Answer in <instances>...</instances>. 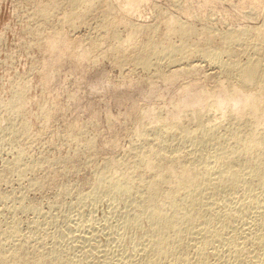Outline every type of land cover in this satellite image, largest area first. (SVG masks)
Masks as SVG:
<instances>
[{
    "label": "bare ground",
    "instance_id": "obj_1",
    "mask_svg": "<svg viewBox=\"0 0 264 264\" xmlns=\"http://www.w3.org/2000/svg\"><path fill=\"white\" fill-rule=\"evenodd\" d=\"M115 1L116 4L118 0ZM141 1L144 0H125V6L119 7L124 13L117 18L118 7L112 0H51L49 3L36 0L33 16L40 23L34 24L38 27L33 29L41 43L37 46H45L50 53L56 51L68 44L64 25L74 29L78 23L83 26L86 20V26L92 21L87 17L97 16L94 36L87 32L88 37H80L75 47L69 43L78 59H89L101 50L103 56L110 57L120 68L130 64L144 70L143 79L152 86L160 80L169 84L179 77H198L205 63L214 70L215 88L201 86L199 80H187L182 82L181 89L178 85L181 96L178 104L172 105L174 116L163 115L162 106L151 107L155 126L141 119L135 122L126 152L106 157L94 166L90 188L78 191L65 213H61L62 222L56 220L57 216L51 217V212L30 203L26 189L17 198L12 197L13 193L2 194L0 264H264V20L259 25L245 24L218 31L206 22L201 29L196 28L193 21L190 23L169 12L159 16L158 10L160 22L142 25L132 21L129 14L137 12ZM62 3L66 9L62 18L59 17L60 26L55 27L57 23L53 22L51 27L53 9ZM118 23L128 28L126 37L122 36ZM161 23L163 37H160ZM215 90L220 92L217 97ZM23 92L24 88L19 87L3 104L9 113H5L3 124L0 120V147L7 142L14 144L13 139L26 130L25 114L20 127L11 117L28 106L24 105ZM231 101L239 111L228 105ZM42 106L44 109V101ZM44 114L48 119L51 117L49 110H44ZM47 118L39 125L42 130L43 123L48 125ZM83 130L77 133L71 128L67 138L72 142L78 140ZM27 131L30 132L28 128ZM30 136L29 139L34 134ZM82 143L88 151L94 149L92 139ZM22 152L19 150L12 160L3 161L0 180L7 172L21 177L26 172L48 169V174L33 178L28 185V189L39 190L51 178L52 164L38 160L26 162ZM101 201L109 202V211L98 220L94 208ZM5 211L13 216L8 218ZM19 211H31L34 215L29 223L24 219L28 223L26 231L25 224H21L23 219L19 221L16 217ZM41 229L46 232L45 237L39 236Z\"/></svg>",
    "mask_w": 264,
    "mask_h": 264
},
{
    "label": "rangeland",
    "instance_id": "obj_2",
    "mask_svg": "<svg viewBox=\"0 0 264 264\" xmlns=\"http://www.w3.org/2000/svg\"><path fill=\"white\" fill-rule=\"evenodd\" d=\"M33 1L35 4L32 3ZM39 1L40 0H37L38 3H40ZM42 1L43 0H41V2ZM113 1L115 0H112V2ZM37 2L36 0H0V116L2 117L0 120H5V113L6 115L9 113L3 104L8 102L10 97L14 96L13 93H15L19 87H23L25 92L23 98L25 101L24 105L28 106H23L24 111L22 110L23 112L19 113L20 115L22 114L21 116L17 114V116L14 115L17 118L14 116L11 117H13L16 124L19 123L17 126L19 125L20 127L25 122L23 126H27L26 130L27 128L30 130V132L27 131L29 134L26 132V130L23 132L24 134L20 132L16 138L13 139L14 141L12 140L14 144L11 143L12 145H7V142L3 144L4 146L1 145L2 147H0V150H2L0 152V168L3 167V161L12 160L17 155L16 152H19V150L22 152L24 149L22 152L24 161L30 162L38 160L51 163L52 176L41 189L37 190L35 188L28 189L30 181L36 177H43L42 175L45 173L48 174V169L46 170L43 168L32 172H26L21 177L17 175V173L7 172L8 174H6V176L0 180V196L9 192L13 193V198H17L21 196V191L26 189L27 200L30 203L40 207L42 211H48V213L51 212L49 213L50 216L53 218L57 216L56 220H59L58 222H60L64 216L62 214L65 213L64 211L67 209V206H69L70 202L77 196L78 191H86L90 188L92 183V170L94 166L100 163L101 160H104L106 157L121 156L124 154L123 151L126 152L125 149L127 150V147L130 145L132 139L131 137L133 134L132 131L134 124L138 119L143 120L145 123L148 122L147 124L150 123L151 125L149 126H155L154 122L152 121L153 114L150 111V108L155 106L158 109L160 106L164 107L165 111H163L164 109L160 107L163 115L174 116L175 112L171 114L172 110H174L172 105L173 103L178 104L181 96L178 85H180L179 88L181 89V86L187 80H199L198 83H200L201 86L206 88H215V77L214 70L210 69L205 63H203L204 66L202 65V69L199 71L201 74L199 75L200 77L198 76L199 78L196 76H192L193 79L191 76H189V78L188 76L183 78L179 77L178 79L174 80V82L169 84L168 82L166 83L165 81L160 80L157 84L152 86L149 82L143 79L146 77V72H144V70L140 68H133L132 65L130 66V64L129 67L126 65L122 67L124 70H121L122 68H120L118 65L116 66L110 57L106 58L105 55L103 56V52H101V50H98L99 53L101 52L100 56H98L99 53L97 51L94 52H97L96 54L93 53L95 57L92 54L91 57L94 60H92L91 57L86 59L87 61L85 59H78L75 55H73L74 52L72 53V51H74L73 49H75V44L79 41L80 37L81 39L86 37L89 32V36H94L93 34H95V30L93 27L97 24V16H95L96 22L93 16L87 17V20H89V18L92 20L91 22L87 21L90 26L93 24L92 28L87 23L85 26L86 20L84 21L83 26H81L80 23L76 25L77 28L81 27L79 30L73 26L74 29L76 28V31L69 24H67L68 27L67 25H64L63 30L69 35L68 36L66 34L68 38V44H65L67 47L65 44H63L59 49L51 52L53 53L51 54L49 50L48 52L45 50V46L41 45L42 47L40 48L43 50L42 51L38 47L41 43H39L37 38L38 36H36L37 33L34 30L38 27L35 25H39L40 23L39 19H37L38 17L36 16L35 18L33 16V14L35 15L36 12ZM44 2H47V0H44ZM49 2H51V0H48V3ZM30 3L33 4L32 7ZM119 3L122 5H119ZM177 3H179V5H175ZM63 4L64 3L53 9L54 12L53 16H51L50 22L52 26L49 24V26L45 28V34L47 33V29L50 28V26H60L59 21L64 14H62V12H65L64 9H66L65 4L64 6ZM125 4V0L123 2L122 0H118L116 2L115 5L118 7V16L116 15L117 18L122 17L124 11H121V9L123 8V5L125 6ZM56 8L60 9L55 11ZM138 8V13L135 12L136 14H129L131 15L130 18L132 21L142 25L155 24L157 21H159V16L163 15L164 12V15L172 13V15H176L182 20L186 19L185 21L188 22L191 20L193 21L194 25H197L195 26L196 28L200 27L199 29H201L207 23L206 25H211V28L214 27L213 29L218 31H225L228 30V28L237 29L238 27L245 26V24L259 25L262 23V20H264V0H144L139 3ZM119 10L121 11L120 14L118 13ZM158 10L162 13H159V16ZM31 11L34 13H31ZM129 14L124 15L130 16ZM31 16H33L35 19L33 17L32 18L34 20L30 19ZM54 17H57V19ZM53 18L54 20L52 21ZM34 22H37L38 24ZM53 22L57 24L53 26ZM31 23H33V27ZM117 25H120V23ZM160 26V28H162L160 29V37H163V23H161ZM89 27L91 29H89ZM120 27L118 26L121 34H123L122 36L126 37L128 28L125 27L124 24L121 28ZM32 29L35 32L32 31ZM30 33L33 36H31ZM35 38H37V40ZM69 38H72L73 42ZM175 38L177 39V37H173L172 39L175 40ZM193 38L195 40L199 39V37ZM69 43L74 47H71ZM63 50H65V52ZM44 52L47 53L44 55ZM35 62H37L36 64L39 63L40 65L38 64L36 66V64H34ZM41 63L43 64L41 65ZM33 64L35 66H33ZM31 66L32 68L35 67L33 68V71L34 69L38 68L40 70L38 69L33 72L31 71ZM130 69H133L134 71L136 69V71L133 73V70ZM38 71L42 72L38 73ZM204 71L206 73H204ZM211 71L213 73H211ZM25 73L29 74L30 77L27 74L24 76ZM17 76L19 78H17ZM20 76H22V78H20ZM42 76L45 77L42 78ZM16 78L17 83L20 84H17L14 81ZM41 82L43 86H41ZM15 83L18 86L15 85ZM25 83L27 85H24ZM28 86L30 87V90L28 89ZM40 91L42 92L41 94ZM219 94L220 92L215 90L214 96L217 97ZM43 101L45 106L47 105L49 109L45 106L43 109ZM50 105L52 107L55 106V109L50 107ZM228 105H231L237 111L240 110V108H236V105L233 104V101L228 102ZM41 109L43 112H41ZM44 110H49L52 118L49 117L48 119L44 114ZM55 111L56 114H54ZM40 112L42 114H40ZM24 114L25 119L23 122L22 119ZM18 118L20 119L18 120ZM46 118L48 125L46 124L45 126V123H43L42 130L40 126L42 125L41 123L43 121L46 122ZM4 122L2 121L1 123L3 124ZM72 125L78 126L79 130L84 129L83 134H81L82 132L79 133L80 138L78 140H74L73 142L70 141L71 139L69 136V139L67 138V133L71 131V128L73 132L78 133L79 130L77 127ZM80 126L82 127L80 128ZM73 127L78 131L73 130ZM44 128L46 130H44ZM69 128L70 130H68ZM33 134L34 136L29 139V137H31L30 135ZM88 138L94 141V149L89 151L84 148V143H82ZM77 141L79 142L76 143ZM80 141H82V144ZM15 144L17 146H15ZM8 146H11V148H8ZM13 147L14 149H12ZM19 147L21 149H19ZM77 154H81V157H78ZM67 186H69V188H66ZM108 203L109 202L101 201L99 204H97L96 208H94V213L97 211V213H95V215L97 214V217H95L98 220H101L103 218L102 216L108 213ZM0 204L1 206L3 205L1 198ZM5 213V216H8V218L13 216V214L10 212L8 213L5 211ZM16 215V217L19 218V221L23 219L21 224H25L23 225L24 230L27 228V224L32 219L31 217L34 216L31 211L28 213H22L19 211ZM24 219H26L28 223L26 220L24 221ZM70 225L71 223H68L67 226L72 230L73 227L72 225L70 227ZM39 231L40 237L44 235L46 236L45 231L42 229Z\"/></svg>",
    "mask_w": 264,
    "mask_h": 264
}]
</instances>
